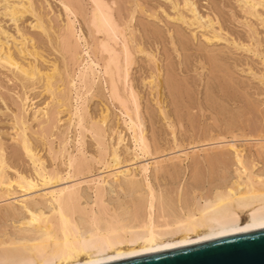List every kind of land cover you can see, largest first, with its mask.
<instances>
[{
    "label": "rangeland",
    "instance_id": "1",
    "mask_svg": "<svg viewBox=\"0 0 264 264\" xmlns=\"http://www.w3.org/2000/svg\"><path fill=\"white\" fill-rule=\"evenodd\" d=\"M66 1L7 0L5 3L0 0L1 51L10 52L20 68L33 70L36 74L39 73L38 76L40 75L30 79L14 66L0 62V150L2 149L0 154L5 164L4 169L2 168L1 180L12 183L9 187L11 194L16 192L14 195L9 194L8 197H0V223H2L0 230L2 227L12 233L13 228L18 226L19 217L26 216L27 213L21 205L23 198L27 200V203L29 202L28 204L47 198L45 191H48V186L46 189L39 184L35 192L31 191V194H35L34 197L30 192H21L15 184L19 174L35 177L34 171L37 167H34L21 147L22 133L20 132L22 130L20 128L22 127L18 129L19 122H22L20 125L23 124L25 128L23 129L25 132L23 134H26L24 137L30 143L35 156L39 157L38 160L41 159L40 165L43 169L47 170V173H50V169L51 173L55 171L53 175L59 174L63 179L58 182L60 186L80 184H77L83 194L80 204L82 207L87 204L85 208L88 210L91 207L96 209L92 184H89L92 183L91 179H96L95 177H104L106 174L128 169L137 178L135 180L142 184L139 165L160 159L164 162L161 163L164 172L154 175L152 167L148 170L147 179L153 189L158 192L162 188L159 192L162 191L165 195L168 193L167 195H172L170 198H174L178 185L183 190L182 196L189 199L187 197L189 186L198 185L204 189L203 193H206L215 182L214 179L217 178L216 181L219 179L220 174L225 175L226 172L233 174L232 167L229 166L227 170H224L216 161L214 163L208 160L220 155L219 148L217 150L216 147L217 143V146L221 147L223 156L227 157L223 159L229 164L234 155L233 149L228 148L226 144L239 147L238 149L243 147L241 153L242 157L244 155V160L245 158L247 160L250 155L251 158H255V149L253 150L257 143V141L254 142L255 136L264 132V84L261 79L259 80V77L263 76L262 73L264 74V25L262 23L264 7L254 5L259 0H247L249 4L254 1V7H249L248 3L243 4L242 0H97L105 7L108 6V15L112 16V23H115H113L117 32L115 36L111 32L107 35L96 31L94 20L92 21L95 0ZM23 3L28 11L21 13L19 19L12 21L5 15L4 4L13 5L17 10L22 11L23 6L20 4L23 5ZM249 10L250 13H248ZM216 35L219 38L215 39ZM123 42L130 50L131 60L133 59L132 65H129L126 72L122 63ZM105 46L114 48L113 52L117 53L115 56L118 57L120 68L118 70L120 77L116 78L117 93L120 96L118 99L121 98L119 102L117 98L111 99L112 96L104 80L106 77L103 75L101 66L108 55L104 50ZM91 60L94 63L99 62L98 66L100 64L101 66L98 68L92 65L95 77L91 81L89 74L84 80L83 73L86 71L82 70L87 67V62L91 64ZM45 73L53 74L49 91L44 88ZM82 76L83 82L80 79ZM131 93L137 96L135 97L137 106L139 105L138 111H135L131 102ZM59 98H61L60 101ZM122 100H126V103ZM125 113L134 120H136L135 115H140H138L139 123L141 122L140 129L145 135L147 144L149 143V151L157 155L153 153L151 156L142 158L141 154H138L140 152H136L131 131L127 128L128 120ZM79 116L85 121L81 120L82 122L77 123ZM102 119L106 120L102 121ZM15 124L18 125L17 128ZM239 132L245 139L242 136L240 139L232 138L231 134L239 136ZM214 136L216 139L220 136L222 140L218 137L219 141H213L214 144L210 141L206 143L205 140L208 137L210 139ZM197 141L198 144L203 141V144L198 145ZM222 144L228 150L223 148ZM202 146L205 149L204 153H202L204 150ZM212 149L214 152L211 151ZM112 151H115L118 157L120 156V162L118 166L116 165L117 168L113 166L108 169L105 166L111 165ZM182 152L188 156H184ZM176 155L183 160L175 158L174 160L177 161L171 160L172 157H177ZM70 160L73 166H68L72 165L69 163ZM263 162V159L260 160V163ZM102 164L105 165L102 167ZM260 165H257L258 168L261 167ZM119 178L121 180L122 177L119 176ZM105 186L107 196L104 202L107 206L110 205L109 208L116 207L123 200H125L123 204L128 205H132L131 202L137 200L134 196L131 201L129 191L127 193L124 187L122 190L115 186L111 177L107 179ZM42 194L46 196L43 197ZM31 196H33L32 199H30ZM10 209L14 210L17 216L14 215L13 219H5L2 213Z\"/></svg>",
    "mask_w": 264,
    "mask_h": 264
},
{
    "label": "bare ground",
    "instance_id": "2",
    "mask_svg": "<svg viewBox=\"0 0 264 264\" xmlns=\"http://www.w3.org/2000/svg\"><path fill=\"white\" fill-rule=\"evenodd\" d=\"M6 1L7 0H3V2H5V3H6ZM17 1H19V0H17ZM100 1H97V0L94 1L96 5L94 6L95 9L93 12L92 21L94 20L93 23L97 29L96 31H98L99 33L100 32L105 33L107 35H109V32H111L115 36V33H117V32H116L115 26L113 25L114 22L112 23L113 20H111L112 16L110 17V15H108V12H107L108 6L106 5V7H105L104 4H102ZM239 1H241V0H239ZM241 2L243 4L245 3L246 5L248 3L249 7H254L255 4L259 5V7L261 5L264 7V0H259V2L258 1L255 2L254 5H253L254 1H252L251 4H249V2L247 0H244V1L242 0ZM26 3H28V2H26ZM185 3H188V2H185ZM4 5H5V10H6L5 15H7L12 21L19 19V17L22 15L21 13L28 11V8L25 7L24 3H23V5L20 4V6H23V8L21 7L22 11L17 10L13 5H8V4H4ZM189 6H190V4H189ZM67 7L69 8V6H67ZM244 7H245V5H244ZM191 8L192 7H190V9ZM30 10L32 11V9H30ZM70 10H71V8H70ZM191 10L194 11V9H191ZM250 10H252V9H250ZM250 10L248 13L251 12ZM32 12H34V11H32ZM194 13L195 12H193V14ZM109 14H111V13H109ZM35 16H37V15H35ZM253 16H254V14H253ZM177 18H179V17H177ZM129 19H130V17H129ZM70 22L72 23V21H70ZM262 23L264 25V19H263ZM39 24H37V25L39 26ZM200 26H202V25H200ZM46 30H48V29H46ZM54 34H55V32H54ZM70 35H72L71 32H70ZM113 35H112V38L114 37ZM214 37H216L215 39L219 38V37H217V35ZM67 39H69V37ZM124 39L125 38L123 36V40ZM22 41H24V40H22ZM64 43H65V41H64ZM123 44H124L123 50H121L122 54H123V62L122 61L121 62L123 63L124 69L126 72L129 65H132L131 63H132L133 59L131 60V56L129 54L130 50L127 49L125 42H123ZM22 45H23V43H22ZM61 45H60V47H61ZM102 45H103V42H102ZM239 47H241V46H239ZM111 48H109L108 46L104 47V50L108 53V55H107V59H105L104 62L101 61L103 63L102 66H101V64L98 66L99 62L94 63V61L92 62V60H91V64L89 62H87L86 63L87 67H85V70H82V71H86V73H83V76L85 75L84 80H86V76H88L90 74L89 76L91 78L89 77V79H91V81H92V78L95 77V71H94V68L92 67V65L98 66V68L101 66L102 70H103V75H105V77H106V79H104V80H106V84L108 86L107 88L109 90V93L112 96L111 99L114 100V98L115 99L117 98V100L119 102L121 98L118 99V97H120V96H118V93H117L118 91H117V83H116V80H117L116 78L120 77V76H118V70L120 69L118 67L119 61H117L118 57L115 56V55H117V53L115 51L113 52L114 48L113 49H111ZM1 50L2 49H0V62L3 61V63H5L9 66H14L16 68V70L19 69L22 74L29 77L30 79L38 76L39 73L36 74V72L33 70H30V69L25 70V68L22 69V67L20 68V66H18V63L15 62L16 60H14L12 58L10 52H8V51L2 52ZM20 51H22V50H20ZM254 51H255V49H254ZM27 53H28V51H27ZM36 54H37V52H36ZM68 58H70V57H68ZM96 74H97V72H96ZM262 75L263 76L259 77V80L261 79V81L264 84V74L262 73ZM52 76H53L52 73H50V74L45 73V76H44V79H45V81H44L45 85L44 86L45 87L44 88L46 91H49L51 88L50 87V80H51ZM83 76L80 77V79H82ZM127 76H126V78H127ZM63 78H64V76H63ZM77 78L78 77H76V79ZM84 80L82 79L81 82H83ZM63 87H65V86H63ZM83 87H84V85H83ZM135 96L136 95L131 93L130 99H131V102L134 106L135 111L136 110L138 111L137 107L139 105L137 106V104H138L136 102L137 96L136 97ZM61 98H59V101ZM123 103H126V100L123 101ZM122 106H124V105H122ZM160 110L162 111L163 109L161 108ZM138 115L137 116L135 115L136 120H134L133 118H131V116L128 113H125V116H127V120H128L127 128H128V130L131 131V134H132L131 137H132L133 143L137 149L136 152L139 151L140 153H138V154H141L142 158L144 156H146V157L149 155L151 156L153 153H154L153 155H155L156 154L155 152L152 153L149 151V148H148L149 143L147 144V141L144 137L145 135H143V131L140 129L141 122L139 123L138 117L140 115L139 116ZM81 116H82V114H81ZM81 116H79L77 123H79V121H81V120L82 121L84 120V119H80ZM16 119H18V118H16ZM22 120H24V118H22ZM105 120L102 119V121H105ZM18 122H19V120H18ZM14 123H15V121H14ZM20 123H22V122L17 123V124H19V126L17 124H15L14 126L16 128L18 126V129H19V127H22V128H20L22 130V132H20V133H22L21 134L22 136L20 138L21 147L24 150V152L26 153V155L29 157L30 162L34 165V167H36V166L37 167L35 168V171H34L35 177L23 176V175L19 174L17 176V180L15 181V184L20 189V191L24 192V193L30 192V194H31V191L36 190V188L38 187L39 184H40V186L46 187V189L48 186V189H47L48 191H45V192H47L46 193L47 198H45V200L40 201V202H35L34 204H28L29 202L27 203L26 199H24V198L22 199L21 202L23 204L21 203V205H23V208L25 209L27 214L25 217H19L18 216L20 218L19 221H17L18 226L13 228L14 231L12 233L7 232V230L5 228L1 227V230H0V264H95V263H99V262H103V261H107V260H111V259H115V258H119V257H123V256H128V255H132V254H136V253L149 252V251H154V250L163 249V248H167V247L184 245V244H188L191 242L203 240L205 238H212V237L219 236L222 234L241 231V230H244L247 228H258V227L264 226V165H262L264 162L260 163V160L263 159V161H264V132H261L256 136L254 135L255 136L254 142L257 141V143L255 145L253 144L255 146V147H253V150L255 149V153H254L255 158H251V155H250L249 158H251V159L248 158L249 160L248 159L246 160V158L244 160L243 159L244 155L242 157L241 152H243L242 151L243 149H241V148H243V147H240V149H241L240 150V149H238L239 147L236 148L233 145L226 144L228 148L233 149L232 153L234 155V157H232V159H233L232 162L230 164L227 163L224 160V159H227V157L225 158L223 156L224 154L221 151V147H220V145L217 146L218 145V143H217L216 147H217V150L219 148L218 151H219L220 155H218L214 158H210L208 160L214 161V163L216 161V163H218L219 166L221 165L224 168V170L226 168H228L229 166L232 167L233 168V174L230 173L232 170L229 172L231 175L227 174L226 171H225L226 172L225 175L220 174L221 176L219 177V179L217 181H216L217 178H215L214 183H212V182H211L212 184L209 183V184H211V186L209 187L208 190L206 189L207 190V192L205 191L206 193H203L204 189L203 188L201 189V187L198 185L189 186L190 190H187V192L189 191V193L186 192L187 195L189 194V196H187V197H189V199H186V197L184 198V196H182L183 194L181 192L183 190H181L182 188H179L178 185H177V189H176L175 194H174L175 195L174 198H170L172 195H170V194L167 195L168 193L165 195V193H163L162 191L159 192L162 188L160 190H158V192H157V190L155 191L147 179L148 173H149L148 170L150 167H152V169L154 171V175L156 173L159 174V172H161L163 170V168L161 167L162 166L161 163H164V162H161L160 159H159V161H157L155 159L151 163L146 162V163L139 165L140 174L142 175V179H143V181H141V182H143L142 184L138 183L135 180L136 177L128 169H126L124 171H117L114 173L112 172V173L106 174L104 177H101V176L99 178L95 177L96 178L95 180L91 179L92 183H89V184H92L91 187L93 189V194H94L93 199L95 198V200H93V201H95L96 209H93L91 207L88 210L85 208L86 207L85 205H87V204H85L83 207L80 204V201H81V198L83 195L81 190L79 189L80 187L78 186L80 184L77 183L78 184L77 185L76 183L72 182L73 184H71V185L69 184L68 186H63V185L60 186V185H58V182L62 181L63 179L59 176V174H57L58 172H56V174L59 177L57 175H53V174H55L54 173L55 171L53 173H51V169H50L49 171L52 174L51 175L50 173H47L48 172L47 170L43 169V166L40 165L41 159L38 160L39 157L35 156L33 150L31 149L30 143L25 139L24 135H26V134H23V133H25V132H23L24 131L23 129H25V128H23V124L20 125ZM125 123H126V121H125ZM46 124H48V123H46ZM76 125H78V124H76ZM78 126L80 127V125H78ZM81 127H84V126H81ZM170 128L172 129V127H170ZM94 132H96V131H94ZM97 132H101V131H97ZM232 133H234V132H232ZM239 134H240V132H239ZM231 135H232V138H234V137L238 138L239 137V139H240L241 138L240 136H242L243 134H240L239 136H236V134L235 135L231 134ZM218 137H217V139L222 140V138L220 136H218ZM242 138L245 139L243 136H242ZM217 139H216V136H214V138L210 137V139H209V137H208V139H206V140L204 139V140L206 141V143H208L210 141L211 144H214L212 142L213 141H215V142L219 141ZM248 139H250V138H248ZM198 141H200V140H198ZM198 141H197V144H198ZM203 141H201V143ZM201 143L198 145H201ZM211 144H208V145L211 146ZM156 145H157V143H156ZM223 146L224 145L222 144V147ZM199 147H201V146H199ZM211 147H210V149H211ZM227 147L224 146L223 148H226V150H228ZM202 149H204V147ZM1 150H0V152H1ZM159 150L157 151V153L159 152ZM172 150H173V148H172ZM208 150H206V151H208ZM217 150L215 151V153L217 152ZM226 150L224 149V151H226ZM64 151H66V150H64ZM202 151H203L202 153H204L205 149ZM211 151L214 152L213 149ZM208 152L211 154L210 151H208ZM101 153H102V151H101ZM192 153L194 154V151ZM182 154H183V152H182ZM206 154H208V153L206 152ZM183 155L188 156L186 153H184ZM61 156H62V154H61ZM119 157L115 151H112L111 159H110L111 165H109V166L106 165L105 168L109 169V168H113V166H115V168H117V166L119 165V162H120ZM135 157L137 160V154ZM174 158L178 159L180 161L183 160V158L181 160L178 156L172 157L171 160L172 159L174 160ZM189 158H190V156H189ZM168 159H169V157H168ZM196 159H197V157H196ZM77 161H79V159ZM174 161H177V160H174ZM99 162H101V161H99ZM69 163H71V160ZM84 163H85V160H84ZM105 163H108V162H105ZM258 164H261L260 168H258V166H257ZM82 165L85 166V164H82ZM104 165L105 164H102V167ZM4 166H5V164L3 162L2 155L0 154V186L2 188L1 192H3L2 194L0 192L1 198H2V196L8 197L9 194H11L9 187L12 184L10 182H7V183L2 182L4 180H1L2 179V175H1L2 168ZM68 166H73V164L68 165ZM79 166H77V167H79ZM86 167H88V166H86ZM164 168L166 169V167H164ZM173 168H175V166H173ZM73 169H75V168H73ZM80 169H81V166L79 167V170ZM168 169H171V168H168ZM216 169H218V167ZM81 172H82V170H81ZM132 172H133V169H132ZM162 172H164V171H162ZM218 173H219V171H218ZM178 174H179V171H178ZM226 175H229V176H226ZM119 176L122 177L121 180H120ZM218 176L219 175H217V177ZM71 177H73V176H71ZM110 177L112 178V182L115 184V186L120 187V188L124 187L126 189L127 193L129 191V193L131 194V195L129 194L130 195L129 199L136 196V198H135V199H137L136 201L131 202L132 199L130 201L132 205L123 204V201L125 202V200H123L122 202H119V205H117L116 207L109 208L108 206H110V205L107 206V203L104 202V198L107 196L105 185L107 184V179H109ZM91 180H90V182H91ZM209 180H208V182H209ZM108 183H110V182H108ZM54 184H55V186H54ZM112 186H113V184H112ZM91 187H89V188H91ZM109 187L112 188L111 186H109ZM183 188L186 189L185 187H183ZM122 190H123V188H122ZM4 192H5V195H4ZM165 192H167L166 189H165ZM12 194L14 195V194H16V192L15 193L12 192ZM31 195H34V197H35V194H31ZM46 195H44V196H46ZM23 196L25 197V195H23ZM42 196H43V194H42ZM124 196L126 198L125 194H124ZM32 197L33 196H31L30 199H32ZM116 200H119V199H116ZM116 200H115V202H116ZM121 200H122V198H121ZM35 201H37V200H35ZM93 201H91V202H93ZM15 213H17V212H15ZM2 214L5 217V219H7V218L13 219L14 215H15L14 210H12V209L5 210ZM15 216H17V214ZM11 222L12 221H10V223ZM0 224H2V223H0Z\"/></svg>",
    "mask_w": 264,
    "mask_h": 264
},
{
    "label": "water",
    "instance_id": "3",
    "mask_svg": "<svg viewBox=\"0 0 264 264\" xmlns=\"http://www.w3.org/2000/svg\"><path fill=\"white\" fill-rule=\"evenodd\" d=\"M95 264H264V226Z\"/></svg>",
    "mask_w": 264,
    "mask_h": 264
}]
</instances>
